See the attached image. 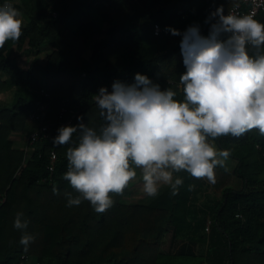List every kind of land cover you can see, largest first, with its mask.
Instances as JSON below:
<instances>
[{
    "label": "trees",
    "instance_id": "16d2710c",
    "mask_svg": "<svg viewBox=\"0 0 264 264\" xmlns=\"http://www.w3.org/2000/svg\"><path fill=\"white\" fill-rule=\"evenodd\" d=\"M5 1L0 0V6ZM242 0H21L22 35L0 48V86L11 100L0 98V264H264V136L257 130L215 141L230 150L238 183L220 197L210 195L206 180L178 175L184 184L176 195L164 187L159 196L126 203L132 182L114 204L96 213L90 203L67 206L65 193L77 195L63 179L68 147L54 146L62 107L78 114L68 126H98L94 103L99 89L114 82H135L148 74L161 90L177 91L186 72L180 43L190 25L209 34L205 20L221 5L224 13ZM56 13V15H54ZM264 23V12L256 18ZM155 24L167 31L154 33ZM32 60L28 67L23 56ZM171 82V83H169ZM43 92L47 93L44 95ZM40 112L51 125L48 137L31 144ZM258 146V147H257ZM57 154L53 173L48 166ZM189 185H195L189 190ZM59 194L53 193V188ZM17 212L28 221L36 239L28 250L14 228ZM208 222L209 228L208 227ZM171 247L165 250L166 237ZM203 256L202 258H198ZM197 261L187 263L185 259Z\"/></svg>",
    "mask_w": 264,
    "mask_h": 264
},
{
    "label": "clouds",
    "instance_id": "9594fccd",
    "mask_svg": "<svg viewBox=\"0 0 264 264\" xmlns=\"http://www.w3.org/2000/svg\"><path fill=\"white\" fill-rule=\"evenodd\" d=\"M208 36L199 25H190L181 36L186 72L178 92L161 90L147 76L135 82L116 81L112 91L100 88L94 96L101 123L89 126L83 117L76 126H62L54 146L73 143L66 156L63 179L77 195L65 193L67 206L87 201L96 213L114 204L113 194L123 195L139 178L146 196L156 198L163 187L176 195L184 184L178 174L216 184L217 167L228 171L230 150H219L215 141L239 138L257 130L264 136V23L253 15L224 14L221 5L205 20ZM22 13L11 3L0 6V48L22 35ZM258 147V146H257ZM195 185H189L192 190ZM54 194H59L53 188ZM14 228L22 232L20 245L27 251L36 237L27 232L28 221L17 212Z\"/></svg>",
    "mask_w": 264,
    "mask_h": 264
},
{
    "label": "built area",
    "instance_id": "2783aa9c",
    "mask_svg": "<svg viewBox=\"0 0 264 264\" xmlns=\"http://www.w3.org/2000/svg\"><path fill=\"white\" fill-rule=\"evenodd\" d=\"M21 2V0H9V1H5L3 4L5 3H18ZM2 4V5H3ZM262 12H264V0H242L241 2H239L238 4L232 6L229 10H227L224 14H235V15H253L254 19H256L258 17L259 14H261ZM54 15H56V13H54ZM167 30L165 28H163L160 24H155L154 26V33L156 35H160L162 33H165ZM145 76H147L154 84H159L160 83L152 76L148 75V74H143ZM171 83V82H169ZM44 95H47V93L43 92ZM72 104L70 102H67L61 109L60 112V118H63V115L66 112L70 113V118L65 122L62 121L61 122V127L62 126H68L69 124H71L73 122V120L75 119L76 115L78 114V110L74 109V108H70L68 109V106H71ZM30 119L32 121H35L38 124V128L30 135L29 137V142L31 144L37 142L40 139L46 138L49 136L50 134V130H51V125L49 123H47L44 119V117L42 116V114L40 112H34L30 115ZM56 162H57V154L56 152H52L50 155V163H49V170L51 173L54 172L55 167H56ZM209 224L210 222H208V227L207 230L209 228ZM29 263V258L26 256L22 257V261L21 264H28Z\"/></svg>",
    "mask_w": 264,
    "mask_h": 264
},
{
    "label": "rangeland",
    "instance_id": "374dc122",
    "mask_svg": "<svg viewBox=\"0 0 264 264\" xmlns=\"http://www.w3.org/2000/svg\"><path fill=\"white\" fill-rule=\"evenodd\" d=\"M31 60H32L31 57L29 58V56L25 55V56H23L21 58V63L25 67H28V65L31 62ZM0 98L3 99V100H7V101L11 100V92L8 91V90H5L2 86H0ZM216 147L218 148L217 145H216ZM234 165H235V161L233 159L229 158V160L227 161L228 171H225V169L221 168V167H217L215 169L216 181H217L215 186H217L218 184L220 185V183H222L223 185H226V187H233V186H235L238 183V180H237L236 176L233 174ZM138 176H139V170H138ZM138 176H137L136 180L132 181V184H131L132 187H131L129 195H126L124 198H122L123 202L131 203V202H135L136 200H138V199H134L133 198V192H134V188L133 187L137 183ZM223 176L225 178V182L222 181L223 180ZM219 185L217 186L218 188H219Z\"/></svg>",
    "mask_w": 264,
    "mask_h": 264
},
{
    "label": "crops",
    "instance_id": "0c3cea01",
    "mask_svg": "<svg viewBox=\"0 0 264 264\" xmlns=\"http://www.w3.org/2000/svg\"><path fill=\"white\" fill-rule=\"evenodd\" d=\"M222 181H224L225 182V178H224V176H223V180ZM219 185V184H218ZM217 185V186H218ZM210 186H211V188H210V195H212V196H214V197H220L221 195H222V193H223V191H224V189L226 188V185H223L222 183H220V185H219V188L217 187V186H215V185H212V184H210ZM134 192H133V198L134 199H138V200H136L135 202H140V201H146L147 199H149L150 197H148V196H146L145 194H144V192H143V189H142V182L140 181V178H139V176H138V180H137V183L134 185ZM164 188V187H163ZM162 188V189H163ZM217 188V189H216ZM161 189V190H162ZM137 197V198H136ZM170 241H171V237H170V235L169 236H167L166 237V241H165V246H164V249L165 250H169L170 248H172L171 247V243H170ZM201 256H199L198 258H200ZM203 257V256H202ZM201 257V258H202ZM198 258H196V259H192V258H187V259H185V261L187 262V263H191L192 261V263H194L195 261H197L198 260ZM204 258V257H203Z\"/></svg>",
    "mask_w": 264,
    "mask_h": 264
}]
</instances>
